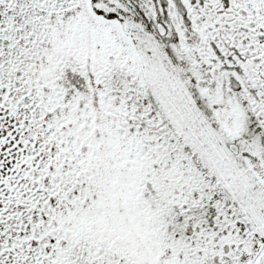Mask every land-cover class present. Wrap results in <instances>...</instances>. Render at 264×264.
Returning a JSON list of instances; mask_svg holds the SVG:
<instances>
[{"label":"snow or ice","instance_id":"snow-or-ice-1","mask_svg":"<svg viewBox=\"0 0 264 264\" xmlns=\"http://www.w3.org/2000/svg\"><path fill=\"white\" fill-rule=\"evenodd\" d=\"M0 264H264V0H0Z\"/></svg>","mask_w":264,"mask_h":264}]
</instances>
